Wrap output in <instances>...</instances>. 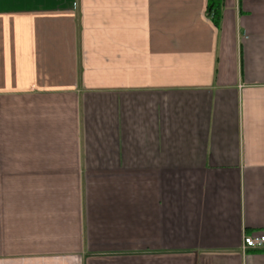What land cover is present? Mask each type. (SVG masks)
<instances>
[{"label":"crops","instance_id":"obj_1","mask_svg":"<svg viewBox=\"0 0 264 264\" xmlns=\"http://www.w3.org/2000/svg\"><path fill=\"white\" fill-rule=\"evenodd\" d=\"M0 0V264H264V0Z\"/></svg>","mask_w":264,"mask_h":264},{"label":"trees","instance_id":"obj_2","mask_svg":"<svg viewBox=\"0 0 264 264\" xmlns=\"http://www.w3.org/2000/svg\"><path fill=\"white\" fill-rule=\"evenodd\" d=\"M222 1L223 0H207L206 14L215 27L220 26Z\"/></svg>","mask_w":264,"mask_h":264},{"label":"built area","instance_id":"obj_3","mask_svg":"<svg viewBox=\"0 0 264 264\" xmlns=\"http://www.w3.org/2000/svg\"><path fill=\"white\" fill-rule=\"evenodd\" d=\"M264 248V235H243L242 251L246 249L259 250Z\"/></svg>","mask_w":264,"mask_h":264}]
</instances>
